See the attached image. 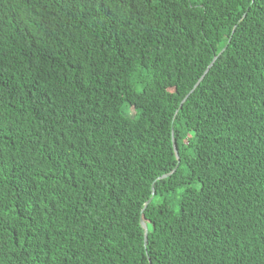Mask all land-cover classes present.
Wrapping results in <instances>:
<instances>
[{
	"label": "trees",
	"instance_id": "trees-1",
	"mask_svg": "<svg viewBox=\"0 0 264 264\" xmlns=\"http://www.w3.org/2000/svg\"><path fill=\"white\" fill-rule=\"evenodd\" d=\"M0 264H264V0H0Z\"/></svg>",
	"mask_w": 264,
	"mask_h": 264
},
{
	"label": "water",
	"instance_id": "water-1",
	"mask_svg": "<svg viewBox=\"0 0 264 264\" xmlns=\"http://www.w3.org/2000/svg\"><path fill=\"white\" fill-rule=\"evenodd\" d=\"M223 50H224V49H223ZM221 51H222V50H221ZM214 60H215V59H214ZM212 63H213V62L210 63L209 67L212 65ZM206 72H207V71H205V73H206ZM205 73H204V74H205ZM202 78H203V76L199 79V81H200ZM199 81L194 85L193 89L198 85ZM193 89H192V90H193ZM190 92H191V91H190ZM171 142H172V148H173V151H174V155H175V157L177 158V152H176L175 142H173V140H172ZM175 169H176V168H175ZM175 169H174L171 173H173V172L175 171ZM171 173L161 176L160 179H165V178H167L168 176L171 175ZM150 201H151V198L146 202L145 205L149 204ZM139 222H140V226H141V228L143 229L144 239H145V238H146V234H147V233H146V232H147V227H146V224L144 223V221H143L141 215H140Z\"/></svg>",
	"mask_w": 264,
	"mask_h": 264
}]
</instances>
